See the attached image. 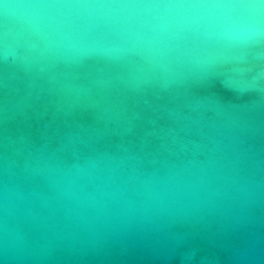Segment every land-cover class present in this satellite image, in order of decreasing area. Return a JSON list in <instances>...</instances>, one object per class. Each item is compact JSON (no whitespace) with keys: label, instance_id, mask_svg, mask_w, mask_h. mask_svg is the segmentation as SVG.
<instances>
[{"label":"water","instance_id":"obj_1","mask_svg":"<svg viewBox=\"0 0 264 264\" xmlns=\"http://www.w3.org/2000/svg\"><path fill=\"white\" fill-rule=\"evenodd\" d=\"M0 264H264V0H0Z\"/></svg>","mask_w":264,"mask_h":264}]
</instances>
